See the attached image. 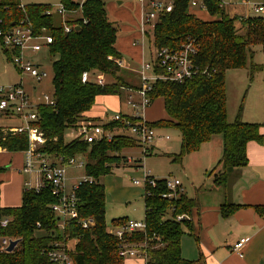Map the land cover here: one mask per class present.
Instances as JSON below:
<instances>
[{
  "label": "trees",
  "instance_id": "16d2710c",
  "mask_svg": "<svg viewBox=\"0 0 264 264\" xmlns=\"http://www.w3.org/2000/svg\"><path fill=\"white\" fill-rule=\"evenodd\" d=\"M167 1L171 3V10L159 12L152 28L145 32L144 41L151 42L155 50H176L191 43L195 49L192 55L195 74L182 82L158 79L151 83L146 93L149 104L161 98L167 117L148 124L155 129H178L180 151L173 160L180 162L214 135L221 136V169L213 174V183L226 186L234 170L247 164V143L262 141L261 125L241 118L243 101L235 119L228 120L225 73L229 69L248 67L252 80L262 67L253 63L252 58L254 46L264 52V13L230 16L220 0H203L213 18L203 20L190 12L188 0ZM19 3L20 0H0V17L9 25L27 17L36 33L44 28L52 36L47 50L54 57L53 104L37 106V125L46 138L39 150L54 158L62 157L64 161L75 156L84 158V173L95 182H82L77 187L78 212L80 218L93 217L95 223L84 229L73 221L60 230L50 208L57 200L50 187L45 186L38 192L33 188L23 189L19 206L0 207V217H11L9 226L2 232L19 240L12 251L0 252V264H55L43 252L55 242L65 245L72 264H123L124 258L119 255L122 240L107 229L105 188L99 178L126 161L123 149L141 145L130 135L114 132L124 127L122 122L112 119L101 121L102 128L112 133L109 141L87 143L79 138L65 141V134L78 122L89 120L83 113L92 107L97 95L120 98L125 93L126 104L130 97L137 100V91L141 89L139 75L132 71L131 79L121 72L123 66L117 60L121 61L122 54L115 47L118 29L107 18L103 0H60L66 9L64 16L47 14L50 6L47 3L26 4L24 9L19 8ZM237 22L240 28L236 27ZM65 27L69 30L65 31ZM150 61L154 62L153 54ZM156 71L163 73L161 68ZM83 72L89 76L84 82ZM100 74L112 80L99 83L96 78ZM122 115L131 122L136 121L133 116ZM27 142L25 133L10 135L0 131L2 149L22 151ZM154 179L156 183L145 184L143 191L145 229L125 232L124 243L141 250L145 264H199L184 259L180 251L182 235L192 232L189 217L191 210L198 206V198L179 190L169 197L166 178ZM225 206H222L224 213L239 207ZM256 210L261 209L256 206ZM179 215L184 217L177 220ZM127 220L113 218L111 226H122Z\"/></svg>",
  "mask_w": 264,
  "mask_h": 264
},
{
  "label": "built area",
  "instance_id": "2783aa9c",
  "mask_svg": "<svg viewBox=\"0 0 264 264\" xmlns=\"http://www.w3.org/2000/svg\"><path fill=\"white\" fill-rule=\"evenodd\" d=\"M141 6V9L149 8L148 12L143 14L140 21L141 34L150 30L153 22L158 17L159 12L170 11L171 3L167 0H135ZM189 7H198L205 9L203 0H188ZM220 5L223 3L220 1ZM19 8L24 9L25 5L19 3ZM65 7L59 3L57 6H49L47 14L64 16ZM264 13V1L254 8V14ZM152 23L149 25V23ZM69 28L65 27V31ZM52 42V36L46 33L42 28L41 32L36 33L32 23L27 17L11 22L9 25L0 17V50L12 61L15 68L21 73L31 76L36 82H41L47 77V71L40 67L34 61L29 60L25 56L27 50L36 53L41 51L43 47H48ZM195 49L191 43L182 45L179 49L170 50L168 48L156 49L153 54V61L141 64L138 75L141 81V89L137 91L138 99L132 97L127 101V105L132 112L129 116L136 118L135 122H131L128 118H124L122 113H115L111 119L122 122L124 129L128 130L136 142L141 146L151 145L154 139L159 138L156 129L151 127L148 122L141 116V112L149 104L147 91L150 89L151 83L158 79L182 82L191 78L195 74L192 55ZM118 64L122 62L117 60ZM163 69V73L157 72L156 69ZM89 78L88 73L83 72L82 81ZM99 83H103V78L99 77ZM35 91L36 85L30 86ZM41 104H53L52 95L45 92H38L30 95L22 83L17 84H1L0 83V131L3 134H22L27 135V147L20 151L23 155L20 172L35 175L34 184L30 182L24 184V189L33 188L37 192L45 186H49L51 193L56 197V202L50 205L51 211L56 217V227L63 230L69 223L76 221L82 228L86 229L94 225L93 217L80 218L78 212V199L76 189L82 183H93L95 179L85 173L81 176L79 182H75L69 191L66 189L67 166L75 168L85 167V160L80 156L70 157L64 161L62 157L54 158L42 153L39 148L45 143L46 138L42 130L37 125L38 114L37 106ZM18 117L23 124L20 126H2L1 120ZM72 138H79L87 143H94L102 139L111 140L112 133L102 128L101 124L92 120H82L77 123L76 127L68 130ZM1 148V147H0ZM78 176L77 178H79ZM145 184L154 185L155 179L145 174ZM135 185H139L138 180H134ZM165 185L169 190L167 196H174L179 191H183L181 182L178 179L170 178L165 180ZM166 195L163 194V197ZM183 215L177 216V220L183 218ZM190 219V217H189ZM11 222L10 216L0 217V252H8L6 248L11 240H15L2 231L9 226ZM39 225V224H38ZM145 229L144 221L127 220L122 226L114 227L110 232L116 235L122 244L119 248V255L124 257L141 258L145 264L144 253L136 249L134 246L124 243L123 235L125 232L143 231ZM246 242V238H240L234 245L233 250L239 252ZM18 244V243H17ZM13 247V249L17 246ZM46 256L55 264H72L71 258L66 251V247L62 242H55L53 247L43 251Z\"/></svg>",
  "mask_w": 264,
  "mask_h": 264
},
{
  "label": "rangeland",
  "instance_id": "374dc122",
  "mask_svg": "<svg viewBox=\"0 0 264 264\" xmlns=\"http://www.w3.org/2000/svg\"><path fill=\"white\" fill-rule=\"evenodd\" d=\"M59 1L60 0H20V2L24 5L47 3L52 7L57 6ZM103 1L105 3L107 18L113 22L118 29L116 42L121 51L119 52L122 54V66H125H123L121 72L127 77H131V79H133L132 71L136 70L138 73L141 66V60L143 59L144 62H150L152 54H154L155 51L151 42L147 39H145V41L142 40V36L137 34L140 29V21L137 15L139 3L135 0ZM230 1L236 6H241L242 4V0ZM191 9L198 11V15L202 18L207 16L206 9L196 7ZM146 10L148 12L149 8L147 7L146 9H143V14ZM227 10L230 11L229 5L227 6ZM250 13L254 14V11H251ZM150 24L152 23L150 22L149 25ZM236 27L240 28V23L237 22ZM136 39L138 40L137 44H140V46H143L144 48L143 58L140 55V47L132 45V42ZM253 50L255 53L252 58V62L262 65V67L254 73L252 80L249 79L248 67L242 69H229L225 73L228 119L232 118L241 101H243V106L247 104V92H249L253 86H262V78H264V52L259 46H254ZM25 56L29 60L40 64V67L47 71V77H45L41 82H36L28 74H21L15 68L12 61L0 50V83L6 85L22 83L31 96L38 92H45L50 95L53 90L52 62L54 57L48 53L47 47H43L41 51L36 53L27 50L25 52ZM99 77L103 78V81L106 82L112 80L111 77L103 74L98 75L96 79ZM33 84L37 87L35 91L30 89V86ZM125 96L126 94L124 93V96L122 95L120 97L121 102H124L121 103L123 105L122 111L127 109V97L124 99ZM133 96H135L134 92ZM147 107L141 112V116L145 120L157 121L164 119V117H161L163 112L165 113L161 98L155 99L152 103L148 104ZM128 109L131 110L130 108ZM115 113L116 112L108 111L106 116L108 117L107 119H111ZM124 114L129 115L130 113ZM233 119L229 121H232ZM21 124H23V122L18 117L1 120L2 126H20ZM114 132L129 135L128 130L123 128L116 129ZM156 132L169 137H167V140L162 142H158L157 139H154L151 145L146 144L144 146H133L123 149L124 151L122 155L126 158V161L113 167L110 173L99 178V182L102 183L105 188L104 216L107 229L109 231L113 229L111 226V219L113 218L126 217L128 220L132 221H144L143 191L145 188L144 177L146 173H149V175L154 178L178 179L185 187L187 195L191 196L194 192L193 187L195 185L200 186L202 183H207L208 175H210V178L212 179L211 175L216 173L221 168L220 164V167L216 166L212 168L207 174L206 172H201L197 164L193 161L194 159L189 161V159H187V155L182 158L181 162L173 160V157L180 151V132L174 127H159ZM217 136L221 138V136ZM71 139L72 135L69 134L67 130L65 134V141H69ZM156 142L158 143L156 144ZM152 145L153 147L156 145V147L153 148ZM20 160L22 161V153L20 151L0 150L1 205L12 206L18 204L19 188L24 189L26 185L24 183L26 182H30L31 185L34 184V180L36 179L35 175L21 173L18 171V167L22 164ZM66 169V189L69 191L75 182H79L81 180L80 178L84 174V169L75 168L73 166H67ZM78 176L80 177L77 178ZM199 179L201 183L199 182ZM134 180H138L140 182L139 185H135L133 183ZM197 181L200 184H198ZM200 188H203V186ZM123 264H143V261L137 257H124Z\"/></svg>",
  "mask_w": 264,
  "mask_h": 264
},
{
  "label": "crops",
  "instance_id": "0c3cea01",
  "mask_svg": "<svg viewBox=\"0 0 264 264\" xmlns=\"http://www.w3.org/2000/svg\"><path fill=\"white\" fill-rule=\"evenodd\" d=\"M220 1L223 3L226 13L230 16L246 17L251 15L252 13L250 12L254 11V8L258 4L263 3L264 0H242L241 6L233 5L230 0ZM228 5L230 11L227 10ZM191 8L190 12L197 17L203 20L213 19L208 12L206 13L207 16L202 18L198 15V11ZM137 15L139 21H141L143 10L140 4L137 8ZM137 34L141 35L142 40H144L140 30ZM137 43L138 40L136 39L132 42V45L140 47V55L143 58L144 48ZM115 47L120 51L117 42ZM142 63H144L143 59L141 60ZM134 71L137 72L136 70ZM262 80L261 87L253 86L247 92V104L242 106V120L260 124L259 132L262 134L260 143L256 141L247 143V164L234 170L226 186L215 185L213 183V175H211L212 179L208 175V182L202 183L200 186L195 185L191 196L187 195L181 182L183 193L189 197L198 198V206L191 210L190 215L193 226L192 232L182 235L180 241L181 256L186 260L199 262V264H264V78ZM136 98H138L137 94ZM122 106L116 95H97L94 104L88 111L83 113V116L101 124V121L109 120L106 117L108 111L131 113V110L128 109L130 107L127 106V109L122 111ZM236 113L237 111L231 119H235ZM161 117L166 118V113L163 112ZM227 118H229L228 110ZM146 121L152 122V120ZM157 135L159 137L157 138L158 142L167 140V137H169L158 133ZM0 150L3 151L5 149L0 148ZM221 151L222 139L214 135L208 142L203 143L199 150L187 154V159L189 161L194 159L193 161L201 172L208 174L209 170L220 165ZM22 161L20 160V162ZM20 168L21 166L18 167L19 172ZM199 182L197 181L198 184L201 183ZM201 186L203 188H200ZM22 192L23 189L19 188V205ZM18 204L12 206L0 204V207H15L19 206ZM224 204L227 207L229 204L238 205L239 207L229 213H224V207H222ZM256 206H259L261 210H256ZM240 238H246V242L243 244L239 254V252L233 250V245Z\"/></svg>",
  "mask_w": 264,
  "mask_h": 264
},
{
  "label": "water",
  "instance_id": "95a60500",
  "mask_svg": "<svg viewBox=\"0 0 264 264\" xmlns=\"http://www.w3.org/2000/svg\"><path fill=\"white\" fill-rule=\"evenodd\" d=\"M78 27H76V29H77ZM18 239H15V240H11L10 241V244L8 245V247L6 248V250L8 251V252H10V251H12L13 250V247L15 246V244H17L18 243Z\"/></svg>",
  "mask_w": 264,
  "mask_h": 264
}]
</instances>
